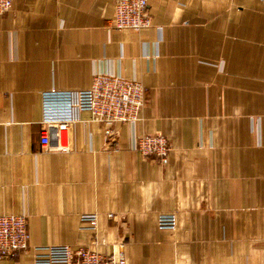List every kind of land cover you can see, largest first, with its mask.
<instances>
[{
    "label": "crops",
    "instance_id": "obj_1",
    "mask_svg": "<svg viewBox=\"0 0 264 264\" xmlns=\"http://www.w3.org/2000/svg\"><path fill=\"white\" fill-rule=\"evenodd\" d=\"M113 5L11 0L0 14V213L24 214L28 231L0 264L50 244L121 249L124 264H264V0H147L138 30L110 27ZM95 72L142 83L139 118L106 139L79 111L71 148L43 151L40 92ZM155 132L170 142L164 164L133 148Z\"/></svg>",
    "mask_w": 264,
    "mask_h": 264
},
{
    "label": "built area",
    "instance_id": "obj_2",
    "mask_svg": "<svg viewBox=\"0 0 264 264\" xmlns=\"http://www.w3.org/2000/svg\"><path fill=\"white\" fill-rule=\"evenodd\" d=\"M11 7V0H0V14ZM150 24L147 0H114L109 26L114 29L138 30ZM145 101L144 86L137 79L117 73L95 72L87 87L59 89L50 87L40 92L39 137L45 152L68 151L71 129L79 111L85 110L90 120L104 123L103 135L109 139L115 131L111 123L130 122L139 118ZM133 148L142 156H153L161 164L167 160L169 140L160 132L141 133L134 137ZM87 226H96L95 213L83 214ZM159 228L174 229V212H160L156 217ZM264 233V209H263ZM95 236L93 242H95ZM28 247L27 219L22 213H0V259L16 257ZM31 264H124L121 249L107 253L85 246L68 244L33 245ZM187 264V263H170Z\"/></svg>",
    "mask_w": 264,
    "mask_h": 264
}]
</instances>
